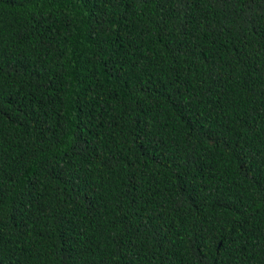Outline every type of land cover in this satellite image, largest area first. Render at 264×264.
Returning <instances> with one entry per match:
<instances>
[{"label": "trees", "instance_id": "trees-1", "mask_svg": "<svg viewBox=\"0 0 264 264\" xmlns=\"http://www.w3.org/2000/svg\"><path fill=\"white\" fill-rule=\"evenodd\" d=\"M0 264H264V0H0Z\"/></svg>", "mask_w": 264, "mask_h": 264}]
</instances>
